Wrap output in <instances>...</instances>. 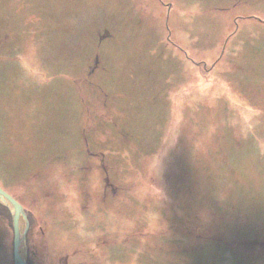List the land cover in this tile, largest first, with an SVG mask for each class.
Returning <instances> with one entry per match:
<instances>
[{
  "label": "rangeland",
  "instance_id": "374dc122",
  "mask_svg": "<svg viewBox=\"0 0 264 264\" xmlns=\"http://www.w3.org/2000/svg\"><path fill=\"white\" fill-rule=\"evenodd\" d=\"M0 187L25 264H264V0H0Z\"/></svg>",
  "mask_w": 264,
  "mask_h": 264
},
{
  "label": "water",
  "instance_id": "95a60500",
  "mask_svg": "<svg viewBox=\"0 0 264 264\" xmlns=\"http://www.w3.org/2000/svg\"><path fill=\"white\" fill-rule=\"evenodd\" d=\"M0 202L5 203L7 206H9L8 204H10L12 206V208H14V212H13V230H14V261L15 264H25V262L21 259V257L18 255V246H19V242H20V234H19V225H18V220L19 217L22 215L21 212V207L19 204H17L13 197L10 196V194H8L6 191H4L1 187H0ZM8 203V204H7ZM23 217V216H22ZM24 218V217H23ZM26 219H25V223H26Z\"/></svg>",
  "mask_w": 264,
  "mask_h": 264
}]
</instances>
